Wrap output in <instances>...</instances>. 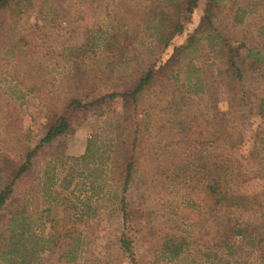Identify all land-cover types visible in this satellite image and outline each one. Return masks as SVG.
Listing matches in <instances>:
<instances>
[{"label": "rangeland", "instance_id": "rangeland-1", "mask_svg": "<svg viewBox=\"0 0 264 264\" xmlns=\"http://www.w3.org/2000/svg\"><path fill=\"white\" fill-rule=\"evenodd\" d=\"M178 1L11 0L13 12L0 17V189L24 163L25 148L39 143L55 122L49 113L54 99H105L76 115L72 135L35 154L31 179L18 185L0 214V227L7 224L11 234L0 241V264H130L120 249L125 194L119 140L135 126L123 122L122 101L109 96L130 91L158 61L160 24L171 18ZM225 3L227 12L215 23L221 32L242 38L247 26L230 30L228 9L235 4ZM203 8L192 16L187 33L203 22ZM253 17L246 22H255ZM205 37L178 79L148 100L151 121L144 115L136 119L145 135L126 196L145 214L141 232L130 233L139 264L216 263L209 249L223 229L200 192L165 175L171 152L178 164L209 182L219 171H241L226 188L253 202L236 215L251 232L264 233V160L251 159L264 137V117L255 104L232 105L226 51ZM185 40L186 34L175 43ZM191 70L192 84L203 90L199 95L187 92ZM17 210L21 214L14 217ZM168 236L193 244L170 259L158 253ZM259 255L246 251L244 262L252 264Z\"/></svg>", "mask_w": 264, "mask_h": 264}, {"label": "trees", "instance_id": "trees-1", "mask_svg": "<svg viewBox=\"0 0 264 264\" xmlns=\"http://www.w3.org/2000/svg\"><path fill=\"white\" fill-rule=\"evenodd\" d=\"M225 1L179 0L176 2L174 12H170L171 18L163 19L160 24L161 31H159L157 45L159 49L158 61L139 77L130 91L109 96L122 101L123 122L135 126V129L126 134L123 140H119V151L122 155L119 170L125 194L120 200L119 207L124 226L120 249L130 264H139L134 252V240L130 237V233L137 237L142 230L145 216L140 205L127 201L126 196L131 189L138 166L137 149L140 145V138L145 135V132H141L142 127L136 122V119L140 115L147 118L151 116L147 108L148 100L158 90L178 79L181 66L189 55H195L198 52V45L206 39L205 35L208 34V38L218 41L217 43L226 51L224 65L228 68L226 77L229 80L232 105L234 104L238 108H248L255 104L254 106L259 111L258 115L264 117V0H229L235 4L234 8L228 9V12L231 13L230 30L247 26L244 36L239 39L221 32L215 23L217 17L227 12ZM201 5H204L202 9L203 22L196 26L192 32L187 33V26L191 23L192 16L200 10ZM11 12H13L11 0H0V17L9 15ZM250 16H254L255 22H246L247 17ZM185 34L186 40L181 44H176V38ZM164 55H168L166 59L163 58ZM197 57L194 56V59ZM190 68L196 72L193 62L190 63ZM192 71L188 74L189 90L187 92L199 95L203 90L197 83L192 84L190 75L193 73ZM104 99L95 102H85L77 96L54 99L49 113L51 117H54L55 122L48 128L39 143L25 148L24 163L16 166L0 189V214L14 200L18 185L31 179L33 175L32 159L35 154L43 146L49 145L59 138L72 135L76 130V115ZM186 99L184 96L182 100ZM238 108H236V112ZM177 111L179 110L177 109ZM240 117L244 119L243 114ZM147 130L149 128L145 131ZM257 143V147L251 153L253 162L264 160V137H259ZM169 155L170 158L165 161L171 165L166 166L165 175L174 183L190 184L194 190L200 192L216 219L218 229H223L215 244L209 246L210 254L213 253L216 262L209 264H246L244 262V252L246 251L248 254L260 253L252 264H264V233L251 232L250 226L243 223L241 218L236 215L252 204L253 199L226 188L229 178H237L243 173L232 167V171H219L209 182L205 175L193 171L184 163L178 164L174 152ZM230 161L234 164L236 162L233 158ZM20 212L17 210L14 217L20 215ZM10 221L14 222L15 218ZM1 225L4 228L0 227V241L6 242L11 235L9 234L10 228L7 224ZM192 244L186 237L168 236L163 240L158 253L164 257L176 259L185 254ZM210 254L205 255L207 260L210 258Z\"/></svg>", "mask_w": 264, "mask_h": 264}, {"label": "crops", "instance_id": "crops-1", "mask_svg": "<svg viewBox=\"0 0 264 264\" xmlns=\"http://www.w3.org/2000/svg\"><path fill=\"white\" fill-rule=\"evenodd\" d=\"M86 151H87V150H86V148H85L84 151L80 153V156L84 157V155L86 154ZM77 157H78V156H77ZM82 157H81V159H82Z\"/></svg>", "mask_w": 264, "mask_h": 264}]
</instances>
